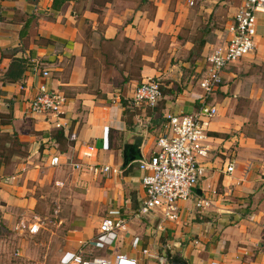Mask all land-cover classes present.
<instances>
[{
    "label": "crops",
    "instance_id": "obj_1",
    "mask_svg": "<svg viewBox=\"0 0 264 264\" xmlns=\"http://www.w3.org/2000/svg\"><path fill=\"white\" fill-rule=\"evenodd\" d=\"M225 2L231 3L232 15L223 35L207 37L195 56L190 51H197L200 37L189 25L186 0L185 6L181 0H0V228L24 227L37 206L35 191L51 185L60 191L83 188L89 209L105 211L101 221L138 208L145 196L138 161L156 151L166 114L196 108L201 91L192 75L201 78L205 57L226 41L241 0ZM13 61H23L24 72L11 81L6 73ZM43 70L49 78L41 77ZM154 76L166 91L154 109L120 104L122 98L129 104L137 84ZM43 84L67 99L62 131L51 118L28 113ZM212 97L218 113L208 127L210 151L198 159L205 176L193 196L178 204L179 220H160L158 231L170 238L164 248L187 264H264V16H257L253 53L224 70ZM138 136L139 155L125 164L123 145ZM82 145L95 146L97 163L120 173L93 177L73 171L68 163ZM53 157L59 166H50ZM199 197H208L211 206L197 210ZM137 221L129 222L117 242L125 236L140 241L134 238ZM75 237L70 245L67 235L53 246L50 239L45 257L53 252L60 264L59 258L79 251L89 234L73 232ZM125 249L117 254L132 256L138 264H159Z\"/></svg>",
    "mask_w": 264,
    "mask_h": 264
},
{
    "label": "built area",
    "instance_id": "obj_2",
    "mask_svg": "<svg viewBox=\"0 0 264 264\" xmlns=\"http://www.w3.org/2000/svg\"><path fill=\"white\" fill-rule=\"evenodd\" d=\"M202 0H186L189 8H194ZM264 16V0H241L231 23L227 27L226 41L214 47L204 59L205 72L198 80L201 95L197 106L191 113H168L162 133L156 141V151L149 158L138 161V169L142 172L141 184L144 199L138 208L129 215L113 214L104 218L95 235V246L110 247L119 236L128 230L132 219L146 216L158 217L162 222L179 220L178 204L188 201L194 193L198 182L205 176V165L198 159L206 156L210 149L206 144L208 127L217 116V107L209 103L211 97L222 85V74L232 64L238 62L255 48L257 34V16ZM42 78H49L47 70L41 71ZM162 98L161 85L154 78H147L136 86L129 105L141 108L142 105L154 109ZM66 97L57 90L49 89L45 84L38 87L37 94L28 104L30 115H43L53 120L54 128L65 129ZM98 150L93 145H82L75 161L68 165L78 173L86 172L93 177L108 174H119V169L97 163ZM59 158L50 160L51 167L59 166ZM250 170L247 165L243 176ZM234 171V163L226 168V173ZM195 208L206 210L211 206L208 197L196 199ZM40 224L28 226L31 235L38 233ZM88 242L81 243V249L69 260L61 264H138V260L127 254L118 253L110 260L104 257H84L83 248ZM141 254L165 264L163 257L157 256L148 249Z\"/></svg>",
    "mask_w": 264,
    "mask_h": 264
},
{
    "label": "rangeland",
    "instance_id": "obj_3",
    "mask_svg": "<svg viewBox=\"0 0 264 264\" xmlns=\"http://www.w3.org/2000/svg\"><path fill=\"white\" fill-rule=\"evenodd\" d=\"M223 1L224 0H202L198 2L194 8L189 9L185 6L184 0H181V4H184V9L188 13L187 16L190 19L189 25L193 27L197 36H201V31L203 29L207 30V37L210 39H213L216 33L221 32V35H223L226 24L232 15L230 12L232 9L231 3H223ZM193 19H195L194 23H192ZM251 53H253V51ZM193 71L194 69L192 72ZM192 76V81L194 83L198 82L200 75L194 72ZM152 78L158 80L161 85L163 84V81L159 77L154 76ZM139 84L140 83L137 85ZM212 101L213 97L210 99L209 103L214 105ZM109 102V104H113L114 98L109 99ZM120 104L127 107V109L130 107L128 102L123 98ZM214 119H212V121ZM262 126L264 127V124ZM84 194L83 188L74 186H67L61 191L57 190L53 185L49 187L45 186L41 190L37 189L35 191V196L38 200L37 206L32 213L26 216L24 227L21 225L20 230H17L15 228L10 229L3 225L0 228V264H55V257L57 255L53 256V252L47 257L44 255L45 245L48 241L52 239L51 245L53 246L54 244L56 245L63 242L67 235L70 245L71 242H75V239L78 240L76 237L73 238V232L79 233L80 231L89 234V239L85 238L83 240V242L85 240L88 242L82 250L84 257H104L111 260L118 251L127 252L128 249H130L128 248L126 250L125 248H127V246L131 247L132 250L134 248V250L139 253L138 255L140 258H142V249H150V251L157 256H162L164 243L170 241V238L164 236L165 232L160 234L158 231V226L161 223L160 219L157 220L150 216H146L147 219H138L137 222L133 223L134 227L137 229L136 233L138 235L134 238L138 237L140 241L136 243H134V241L130 242L129 238L125 236L126 238L124 237V240H119V242L116 241L110 247L95 246L97 227L105 211H103L100 206L89 209L86 200H84ZM30 223L32 225L35 223L40 224V229L37 234L32 235L33 238L29 236L31 234L27 230ZM149 240L153 241L150 242ZM43 243L44 246L42 245ZM129 243L131 246L128 245ZM121 244H123V248L119 249ZM72 251L71 253H65L59 258L60 264L71 258L74 254Z\"/></svg>",
    "mask_w": 264,
    "mask_h": 264
},
{
    "label": "water",
    "instance_id": "obj_4",
    "mask_svg": "<svg viewBox=\"0 0 264 264\" xmlns=\"http://www.w3.org/2000/svg\"><path fill=\"white\" fill-rule=\"evenodd\" d=\"M141 143L142 137L138 136L134 138V143L132 145L128 143L123 145L122 155L125 164L134 161L135 157L139 155ZM164 256L167 264H187L186 261L169 251L167 247L164 248Z\"/></svg>",
    "mask_w": 264,
    "mask_h": 264
},
{
    "label": "trees",
    "instance_id": "obj_5",
    "mask_svg": "<svg viewBox=\"0 0 264 264\" xmlns=\"http://www.w3.org/2000/svg\"><path fill=\"white\" fill-rule=\"evenodd\" d=\"M207 30L203 29L201 31V36H200V40L197 43V51H190V54H194L195 56H200V53L203 49V47L205 46L206 43V39H207ZM23 61H13L8 69V72L6 73V79L13 81L14 79H16V77L20 78L22 73L24 72V67H23ZM195 68V66H193V69ZM161 85V84H160ZM161 93L165 94L166 91L163 88V86H161ZM165 123V122H164Z\"/></svg>",
    "mask_w": 264,
    "mask_h": 264
}]
</instances>
